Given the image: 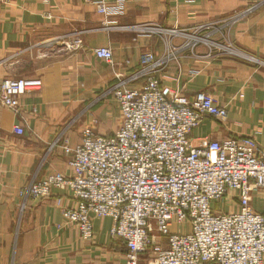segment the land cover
Instances as JSON below:
<instances>
[{"label":"crops","instance_id":"obj_1","mask_svg":"<svg viewBox=\"0 0 264 264\" xmlns=\"http://www.w3.org/2000/svg\"><path fill=\"white\" fill-rule=\"evenodd\" d=\"M106 1L105 19L83 0H0V79L40 83L39 90L21 97V117L0 107V264L123 263L105 254L109 219L94 221L91 244L70 226L56 228L62 209L74 205L65 193L36 201L22 196L48 175L71 174L62 146L80 144L85 128L112 136L120 126L112 96L116 80L94 49L109 47L126 80L142 70L140 55L169 54L161 83L186 97L205 92L228 111L226 122L202 120L192 144L252 138L264 152V0ZM129 25L187 31L205 25L199 36L231 45L236 54L181 37L132 33L123 28ZM75 39L81 42L77 49ZM15 126L23 135L14 134ZM260 204L252 205L261 209Z\"/></svg>","mask_w":264,"mask_h":264},{"label":"built area","instance_id":"obj_2","mask_svg":"<svg viewBox=\"0 0 264 264\" xmlns=\"http://www.w3.org/2000/svg\"><path fill=\"white\" fill-rule=\"evenodd\" d=\"M83 2L105 19L109 16L106 0ZM207 27L191 32L152 25L123 28L181 37L191 45L213 44L219 52L236 54L233 46L216 45L197 34ZM80 46L75 39L73 47ZM93 53L116 80L112 96L120 126L112 136L85 128L80 144L62 146L70 156L71 174L48 175L31 183L22 196L36 201L54 191L65 193L74 205L62 209L63 222L56 228L70 226L84 242L94 241L95 220L109 219L110 239L125 249L122 264H264V152L252 138L192 144L191 135L202 120L226 122L228 111L205 92L186 97L161 83L158 75L169 54L140 55L142 70L126 80L109 47ZM137 81H142L138 88L128 87ZM39 87V81L0 79V107L21 117V97ZM13 132L23 135L19 126ZM255 200L261 201V209L253 207Z\"/></svg>","mask_w":264,"mask_h":264},{"label":"rangeland","instance_id":"obj_3","mask_svg":"<svg viewBox=\"0 0 264 264\" xmlns=\"http://www.w3.org/2000/svg\"><path fill=\"white\" fill-rule=\"evenodd\" d=\"M255 209H257V208H255ZM105 254H107V256H109V257L110 256L119 257L120 259H122V261H124L125 249H124V246H123L122 242H120L118 240H111L110 239L109 247H108V249L105 250ZM120 263H122L121 260H120V262H118L116 264H120Z\"/></svg>","mask_w":264,"mask_h":264},{"label":"trees","instance_id":"obj_4","mask_svg":"<svg viewBox=\"0 0 264 264\" xmlns=\"http://www.w3.org/2000/svg\"><path fill=\"white\" fill-rule=\"evenodd\" d=\"M112 240V239H111Z\"/></svg>","mask_w":264,"mask_h":264}]
</instances>
